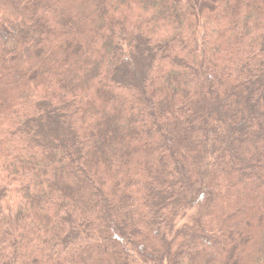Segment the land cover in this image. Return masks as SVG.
I'll return each mask as SVG.
<instances>
[{
    "label": "trees",
    "instance_id": "obj_1",
    "mask_svg": "<svg viewBox=\"0 0 264 264\" xmlns=\"http://www.w3.org/2000/svg\"><path fill=\"white\" fill-rule=\"evenodd\" d=\"M0 264H264V0H0Z\"/></svg>",
    "mask_w": 264,
    "mask_h": 264
}]
</instances>
